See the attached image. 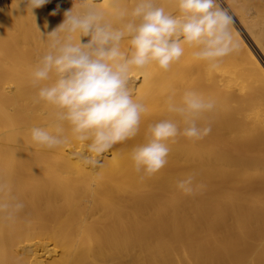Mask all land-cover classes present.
<instances>
[{"label":"bare ground","instance_id":"bare-ground-1","mask_svg":"<svg viewBox=\"0 0 264 264\" xmlns=\"http://www.w3.org/2000/svg\"><path fill=\"white\" fill-rule=\"evenodd\" d=\"M158 2L175 12L174 0ZM219 2L233 16L236 50L216 68L185 46L168 70H133L134 99L148 111L136 136L114 145L98 167L83 162L86 142L67 126L62 146L32 141V127L50 129L55 120L52 106L35 102L30 82L38 41L29 42L27 61L0 42V180L24 204L13 219L0 215V264H264V0ZM74 3L80 0H49L33 15L25 4L17 9L27 26L55 29ZM111 3L97 0L109 14ZM124 3L131 8L133 0ZM187 90L215 102L201 121L210 133L166 141L167 164L151 176L137 173L132 150L147 142L150 124L179 119L168 99L179 102ZM188 175L195 176L191 194L176 187Z\"/></svg>","mask_w":264,"mask_h":264},{"label":"clouds","instance_id":"clouds-1","mask_svg":"<svg viewBox=\"0 0 264 264\" xmlns=\"http://www.w3.org/2000/svg\"><path fill=\"white\" fill-rule=\"evenodd\" d=\"M15 2L16 8L25 4L32 14L49 0ZM110 7L109 14L97 6V0H80L78 7L74 3L54 30L46 36L40 32L48 46L31 72V85L38 89L35 102L55 109L51 130L32 127V141L47 149L62 146L68 142L67 126L74 139L86 142L88 155L83 162L92 167L100 166V158L114 145L136 136L148 111L134 99L133 70L152 64L168 70L184 55L185 46L195 49L194 59L216 68L237 48L233 16L219 0H174L175 12L166 11L158 0H133L131 8L124 0H112ZM82 37L90 39L82 42ZM214 109V101L193 90L185 91L179 102L169 97L168 111L179 119L148 126L147 142L131 153L136 172L151 176L167 164L166 141L179 135L190 140L208 135L211 127L201 121ZM194 179L188 175L177 180V189L191 194ZM23 208L9 184L0 180V215L13 219Z\"/></svg>","mask_w":264,"mask_h":264},{"label":"rangeland","instance_id":"rangeland-1","mask_svg":"<svg viewBox=\"0 0 264 264\" xmlns=\"http://www.w3.org/2000/svg\"><path fill=\"white\" fill-rule=\"evenodd\" d=\"M2 3H0V21H2V24L0 22V27L2 29H0V42L5 46L7 47L8 46V49L9 50H13L18 53V58L19 56L21 58H19V60H23L24 61L26 60H29V58H32L33 57V54H32V51L34 50L35 48V45H30L29 42L30 41H38V44L36 46L37 49L40 50V55H42L46 50H47V46H48V39L46 37H42L41 33H43L45 36L46 34L49 33V31H52L54 30L53 27H51L50 24H48L47 22H44V23H40L39 26L37 27H32V26H27L26 22H27V15L25 14V12H21V10H18L17 8H15L13 6L12 3H9L11 6L7 7L8 4V0H5L4 1H0ZM4 5V6H3ZM5 7V8H4ZM8 8V9H7ZM18 10V11H16ZM6 10V11H4ZM11 10V11H9ZM16 11V12H13V11ZM23 11V10H22ZM8 12V13H7ZM11 12V13H9ZM21 12V13H20ZM7 13V14H6ZM15 13V14H14ZM16 13H19V14H16ZM13 14V15H12ZM22 14V16H21ZM24 14V15H23ZM15 15V16H14ZM17 15V16H16ZM20 15V16H19ZM26 15V17H25ZM9 16L13 17V18H10ZM6 17H7V22H6ZM17 17V18H16ZM20 17V18H19ZM10 18V19H9ZM21 22H20V20ZM19 20V22H17ZM25 20V21H24ZM9 22H10V26L9 25ZM23 22L25 24H23ZM6 25H5V24ZM4 24V25H3ZM235 24V23H234ZM11 25H12V28H11ZM31 25V24H30ZM237 25V24H236ZM4 26V27H3ZM14 26V27H13ZM17 26V27H16ZM22 26V27H21ZM10 27L11 30L8 28ZM30 27V28H29ZM7 29L8 30H5L4 29ZM33 29V31H31ZM241 29V28H240ZM7 31V32H6ZM6 34H5V33ZM14 32V33H13ZM20 32V33H19ZM41 32V33H40ZM23 33V34H22ZM25 33V34H24ZM12 35V36H11ZM18 35V36H17ZM7 36V37H6ZM33 36L35 39H33ZM12 39H11V38ZM14 38V39H13ZM2 39V40H1ZM24 39V40H23ZM26 41V42H24ZM17 43V44H16ZM25 43V44H24ZM7 44V46H6ZM10 44V45H9ZM15 46V48H14ZM18 49V50H17ZM42 53V54H41ZM24 54V55H23ZM35 54V53H34ZM40 55H37V56H40ZM24 57V58H23Z\"/></svg>","mask_w":264,"mask_h":264},{"label":"built area","instance_id":"built-area-1","mask_svg":"<svg viewBox=\"0 0 264 264\" xmlns=\"http://www.w3.org/2000/svg\"><path fill=\"white\" fill-rule=\"evenodd\" d=\"M0 1H5V0H0Z\"/></svg>","mask_w":264,"mask_h":264}]
</instances>
